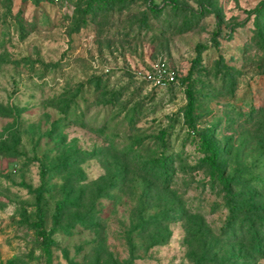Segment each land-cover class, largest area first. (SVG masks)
<instances>
[{"label":"rangeland","instance_id":"rangeland-1","mask_svg":"<svg viewBox=\"0 0 264 264\" xmlns=\"http://www.w3.org/2000/svg\"><path fill=\"white\" fill-rule=\"evenodd\" d=\"M0 264H264V0H0Z\"/></svg>","mask_w":264,"mask_h":264},{"label":"trees","instance_id":"trees-1","mask_svg":"<svg viewBox=\"0 0 264 264\" xmlns=\"http://www.w3.org/2000/svg\"><path fill=\"white\" fill-rule=\"evenodd\" d=\"M155 7V6H154ZM158 8V6H156ZM193 105V97L191 96V93L188 91V105H187V113L189 115L188 117V123H191V108ZM200 141H201V148L204 152L207 154L203 157V160L207 162L209 167L213 172H216V174H221L220 169L217 163L218 160V149L215 146V144L206 136L205 134L200 135ZM61 204H58L56 206V209H59ZM37 222L36 225L40 226L43 222V214L41 210H38L36 213Z\"/></svg>","mask_w":264,"mask_h":264},{"label":"built area","instance_id":"built-area-1","mask_svg":"<svg viewBox=\"0 0 264 264\" xmlns=\"http://www.w3.org/2000/svg\"><path fill=\"white\" fill-rule=\"evenodd\" d=\"M160 73V76H154L153 74L148 73L147 79L152 80L155 83H162L164 78L166 82H173L175 80L174 74L168 72L166 68H161Z\"/></svg>","mask_w":264,"mask_h":264}]
</instances>
